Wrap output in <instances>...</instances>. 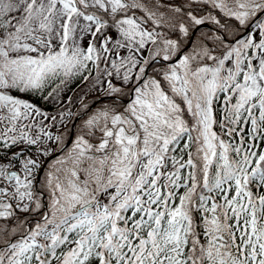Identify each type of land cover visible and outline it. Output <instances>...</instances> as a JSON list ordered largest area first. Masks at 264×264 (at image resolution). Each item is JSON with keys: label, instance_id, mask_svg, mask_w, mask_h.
I'll use <instances>...</instances> for the list:
<instances>
[{"label": "snow or ice", "instance_id": "6c2138e0", "mask_svg": "<svg viewBox=\"0 0 264 264\" xmlns=\"http://www.w3.org/2000/svg\"><path fill=\"white\" fill-rule=\"evenodd\" d=\"M0 264H264V0H0Z\"/></svg>", "mask_w": 264, "mask_h": 264}]
</instances>
